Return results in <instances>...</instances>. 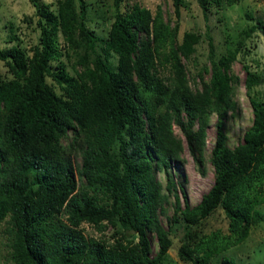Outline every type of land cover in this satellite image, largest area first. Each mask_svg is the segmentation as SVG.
I'll use <instances>...</instances> for the list:
<instances>
[{
	"label": "trees",
	"instance_id": "trees-1",
	"mask_svg": "<svg viewBox=\"0 0 264 264\" xmlns=\"http://www.w3.org/2000/svg\"><path fill=\"white\" fill-rule=\"evenodd\" d=\"M196 1L206 17L209 6L240 0ZM30 2L39 30L32 52L16 44L0 47L10 73L0 74V220L7 222L6 262L161 264L172 245L158 218L168 194L173 196L169 219L182 222L176 254L186 264H208L211 256L244 239L249 226L263 219L256 205L264 201V70L242 64L245 88L263 90L248 97L252 117L242 140L228 146L223 124L234 106L237 77L231 62L246 36L264 35V17H253L235 45L218 54L206 32L208 65L202 71L208 77L199 72V86L192 87L181 57H190L199 34L183 30L178 35L184 0H171L172 24L158 10L114 0L104 37L86 27L84 0H58L56 10L42 0ZM96 41L102 54L116 53L115 69L95 52ZM62 54H73L72 72ZM211 114L213 180L189 205L172 176L183 144L173 125L200 163ZM157 169L164 175L163 187ZM217 206L227 218L226 231H202L199 224ZM61 212L63 219L57 217ZM82 221L97 230L105 222L120 228H113L107 241L85 235ZM146 230L156 238L153 254ZM218 264L235 263L221 256Z\"/></svg>",
	"mask_w": 264,
	"mask_h": 264
},
{
	"label": "rangeland",
	"instance_id": "rangeland-1",
	"mask_svg": "<svg viewBox=\"0 0 264 264\" xmlns=\"http://www.w3.org/2000/svg\"><path fill=\"white\" fill-rule=\"evenodd\" d=\"M42 1L47 2L52 10H56L58 0ZM113 1L84 0L86 9L85 25L98 36L104 37L106 35L109 22L114 13ZM133 1L149 8L151 12L158 10L164 20H167L169 24L173 23L174 13L171 0H119L121 6H126ZM247 12L251 14V17H247ZM256 16L264 17V0H240L231 4L222 3L220 6L211 5L207 9L206 17L203 16L196 0H184V5L180 7L178 15V35L180 36L183 30H192L199 34L190 57L188 59L181 57L189 76L194 79H189L192 87L199 86V72L204 79L208 77V71H202V66L208 65V44L205 33L208 32L211 36L216 54L225 52L226 49L235 45L239 38V31L251 23L253 17ZM35 18L34 7L30 0H0V47L16 44L23 49L24 53L29 55L38 41L39 30L35 24ZM58 41L60 44L63 43L59 32ZM94 49L95 52L106 59L111 68H116V53L102 54L98 41L95 42ZM60 58L65 62L66 69L72 72L71 60L73 59V54L69 56L62 54ZM242 64L252 70H264L263 34L252 32L246 36L230 65V71L237 77V80L232 84L234 106L233 109L227 110L223 124L226 144L230 147L242 140V133L251 122L252 112L248 99L249 95H254L259 90L263 91L262 86H253L249 90L245 88ZM0 74L3 77L10 76L1 59ZM46 81L52 85L56 92H59L57 85L53 83L50 76H46ZM214 120L215 115L211 114L205 130V144L200 163L195 161L185 145L182 133L176 125H173L174 133L182 138L183 144L180 152L181 160L171 167L172 176L176 187L182 186L184 188L189 205L197 202L201 193L209 187L213 180V169L208 155L214 138ZM154 174L163 187L165 179L162 171L154 170ZM178 194L182 204L183 201L179 190ZM172 202L173 196L168 194L166 200L162 202L161 211L158 213L160 223L165 228H168L169 236L172 239V245L167 250V257L161 264H186L176 254L175 247L177 238L181 233L182 222H172L169 219L172 213ZM256 206L263 219L250 225L246 236L240 242L211 256L208 264H218L221 256L231 257L235 264H264V201ZM57 217L63 219V212L59 213ZM6 223L5 218L0 220V264H8L5 260L9 248L5 230ZM226 225L227 218L220 206L214 208L199 224L202 231H209L215 228L226 231ZM79 227L87 236L112 241V229H119L120 225L116 223L112 226L105 222L103 229L97 230L91 224L82 221ZM146 233L149 238L150 253L153 254L157 249L156 238L153 232L146 230Z\"/></svg>",
	"mask_w": 264,
	"mask_h": 264
}]
</instances>
